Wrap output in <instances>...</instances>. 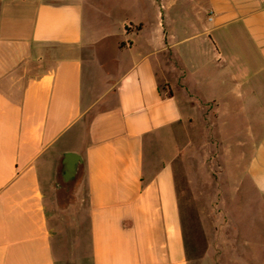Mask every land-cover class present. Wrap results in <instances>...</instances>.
Masks as SVG:
<instances>
[{
  "label": "crops",
  "instance_id": "crops-1",
  "mask_svg": "<svg viewBox=\"0 0 264 264\" xmlns=\"http://www.w3.org/2000/svg\"><path fill=\"white\" fill-rule=\"evenodd\" d=\"M85 1L0 0V264H188L166 143L208 104L227 133L243 100L237 147L264 197V116L234 85L247 68L264 84V0H200L179 35L154 1L129 33L86 30Z\"/></svg>",
  "mask_w": 264,
  "mask_h": 264
},
{
  "label": "rangeland",
  "instance_id": "rangeland-1",
  "mask_svg": "<svg viewBox=\"0 0 264 264\" xmlns=\"http://www.w3.org/2000/svg\"><path fill=\"white\" fill-rule=\"evenodd\" d=\"M152 1L163 15L173 18V30L178 35L185 23L184 14L199 11L197 3L200 0H189L186 6L185 0H86L84 26L86 30L95 27L106 35L126 34L125 27L150 23L156 12ZM121 45L128 43L123 41ZM234 52L240 58L236 62L238 67L243 64L238 45ZM247 66L250 67L249 62ZM237 67L230 72L237 73ZM250 69L247 68L246 75H236L235 91L247 93V112L257 104L264 116V99L252 100L249 95L253 92L264 95V84L253 81ZM260 75L264 82V72ZM231 84L229 82L230 91ZM226 91L218 84L212 90L205 89L206 95L202 97L222 95ZM243 102L237 101L236 111L231 102L222 108L225 113L232 108L237 114L225 128L227 133L219 135L213 129L215 112L208 104L207 108H199L198 114L189 116L184 126L174 128V140L166 143L169 155L173 153L172 166L188 264H264V197L255 192L247 176L252 148L237 147L239 138L244 139L247 134L243 131L246 118ZM262 118L257 117L261 124ZM260 128L258 125L257 129ZM217 129H221L220 124Z\"/></svg>",
  "mask_w": 264,
  "mask_h": 264
},
{
  "label": "water",
  "instance_id": "water-1",
  "mask_svg": "<svg viewBox=\"0 0 264 264\" xmlns=\"http://www.w3.org/2000/svg\"><path fill=\"white\" fill-rule=\"evenodd\" d=\"M81 159L78 155L65 154L63 157L64 168L62 170V178L65 182L73 180L77 174L78 166Z\"/></svg>",
  "mask_w": 264,
  "mask_h": 264
},
{
  "label": "trees",
  "instance_id": "trees-1",
  "mask_svg": "<svg viewBox=\"0 0 264 264\" xmlns=\"http://www.w3.org/2000/svg\"><path fill=\"white\" fill-rule=\"evenodd\" d=\"M141 28V25L137 26L136 27V30H140ZM126 31L129 32L130 31V28L129 27H125ZM120 48H122V45H120Z\"/></svg>",
  "mask_w": 264,
  "mask_h": 264
}]
</instances>
